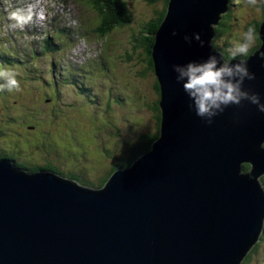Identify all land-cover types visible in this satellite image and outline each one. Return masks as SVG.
I'll return each mask as SVG.
<instances>
[{"label":"water","instance_id":"1","mask_svg":"<svg viewBox=\"0 0 264 264\" xmlns=\"http://www.w3.org/2000/svg\"><path fill=\"white\" fill-rule=\"evenodd\" d=\"M230 2L169 1L152 47L160 136L104 186L0 159V264H242L264 231V113L245 101L206 124L171 67L214 51ZM259 36L245 87L264 101V19Z\"/></svg>","mask_w":264,"mask_h":264},{"label":"rangeland","instance_id":"2","mask_svg":"<svg viewBox=\"0 0 264 264\" xmlns=\"http://www.w3.org/2000/svg\"><path fill=\"white\" fill-rule=\"evenodd\" d=\"M120 1L132 16L128 24L114 23L121 14L110 9L118 8L116 0H0L1 47L12 54L2 64L14 66L21 82L19 92L0 93V153L20 166L49 163L96 181L129 156L126 143L155 131L158 79L139 45L145 26L163 7L158 0ZM237 3L231 8L232 27L221 37L225 42L264 18V0ZM25 4L33 5V19L35 9L40 17V10L48 11L53 31L38 18L35 36L26 26L8 28L5 7ZM56 28H65L54 38L57 49H41L38 40ZM247 264H264V239Z\"/></svg>","mask_w":264,"mask_h":264},{"label":"clouds","instance_id":"3","mask_svg":"<svg viewBox=\"0 0 264 264\" xmlns=\"http://www.w3.org/2000/svg\"><path fill=\"white\" fill-rule=\"evenodd\" d=\"M254 2L255 0H250V3ZM5 13L10 29L23 30L33 21L31 4L6 6ZM36 15L38 19L42 18L39 13ZM172 34H176L175 30ZM215 39L216 36L214 41ZM257 39L254 27L249 25L234 38H229L226 42L221 38L211 45L214 51L205 59L189 60L184 64L171 66L175 82L188 98L189 109L206 124H212L214 117L223 113L226 108L239 106L245 101L255 105L257 111L264 113V101L260 94L245 87V81H251L256 77V74L249 70L248 58L251 49L257 47ZM184 40L189 43L196 40L204 46V41L198 33H192L191 38L185 35ZM256 58L264 67V52H258ZM19 75L14 66L0 64V91L19 92L21 90ZM259 148L264 149V141L260 142Z\"/></svg>","mask_w":264,"mask_h":264},{"label":"trees","instance_id":"4","mask_svg":"<svg viewBox=\"0 0 264 264\" xmlns=\"http://www.w3.org/2000/svg\"><path fill=\"white\" fill-rule=\"evenodd\" d=\"M152 1H154V0H152ZM158 1L160 2V5L163 8L159 12L158 16L153 20V24L149 23V24H147L145 26V29L148 32H147V34L145 36L142 37V39L140 41V45H139L142 48V50H143L142 53L146 54V57L148 59V63H149L151 68H154V62H153V59H152V47H153V44L155 42V33H156L157 29L159 28V26H160V24H161V22H162V20H163V18L165 16V14H166L167 7H168V4H169L170 0H158ZM237 1L240 2V0H236V1L235 0H231L229 11L226 14L223 15V18L221 19L220 24L216 27L217 33H216V39H215L214 43H216L219 38H221L223 35L227 34L230 31V29L232 27V25H231V17H232L231 8L234 5L238 4ZM115 3H116L115 6H117L118 8L115 9L114 7L110 6V9H112L115 12L119 11L121 14H120V17L118 18V21H115L114 23L121 24V25L128 24L126 22H130L132 20V16L128 12L127 6L125 5L124 2H121V1H120V4H122V6L121 5L118 6L117 2H115ZM110 15L111 14H109V18L106 15V19H110ZM260 23H261V21L258 22V23L256 22V25L254 24V26H253L255 31H256V33H257L258 39H257V47H254L253 49H251L250 54L252 52H254L261 45V39H260V36H259ZM11 31H12L13 34L17 35V33H15V31L14 32H13V30H11ZM105 31L106 30H102L101 32L104 33ZM50 38L49 37L44 38V40H43L44 45L42 44V47L46 46L48 49H50V45H51ZM3 44H4V42H0V64H2L3 63L2 61L7 59L8 56L12 55V54H9L8 52H3L4 48L1 47ZM33 53L37 54V52H33ZM47 84H50V82H48ZM155 88H156V90L158 92V96H159V99H160V88H159V83L158 82L156 83V87ZM2 92H5V91H0V93H2ZM0 95H3V94H0ZM159 99H158V101H156L152 105V109H153V111L156 114V129H155V131L153 133L143 134L137 140L138 142L126 143L124 150L127 149V151L129 152V156H127L125 158V160H123L121 163H114L112 165L113 167L115 166V164H118V165H116L114 168L112 167V169L111 168L109 170L107 169L103 174H101L98 177V179L96 181H88L85 177L84 178L80 177L79 173L62 171L60 168H58V167H56L54 165H51L49 163L42 164V165H31V164H27V163L23 162L21 164L22 166H20V165L17 164L16 160H14L13 158L9 157L7 153H0V154L5 156L6 158H9V159L13 160L16 165H18L21 168L26 169L28 171L36 172V171L43 170V169L44 170H50V171H53V172L65 177V178H69V179L72 178V179H75V180L76 179L82 180L83 182H85L84 185H86V186H90V187H93V188H100V187L104 186L107 183V181L109 180L110 176L118 168L131 166L133 164V162L135 161V159L139 158L145 152H147L149 150H152L153 143L160 136L161 112H160V107H159ZM53 149L57 150L54 147H53ZM106 151H107V149L105 147L103 156H105ZM114 152H115V150H110V151L107 152V154L115 157L116 154H114ZM250 167H251L250 163L243 164V168L246 169V170L250 169ZM64 174L66 176H69V177L64 176ZM261 179H262V184H263V187H264V175L261 177ZM262 239H264V232H263V234L260 237V240H262ZM259 244H260V241L258 243H256V244H254V246L251 249V251L248 252L247 255L245 256V259L242 262V264H247L251 260L252 254L258 250Z\"/></svg>","mask_w":264,"mask_h":264},{"label":"flooded vegetation","instance_id":"5","mask_svg":"<svg viewBox=\"0 0 264 264\" xmlns=\"http://www.w3.org/2000/svg\"><path fill=\"white\" fill-rule=\"evenodd\" d=\"M116 2L118 3V4H117L118 6H120V5L122 6V4H120L119 0H116ZM1 157H4V156L0 154V158H1ZM116 165H118V164H115V166H116ZM115 166H114V167H115ZM112 167H113V166L111 165V166L109 167V169H110V168L112 169ZM114 167H113V168H114ZM250 168H251V167H250ZM109 169H108V170H109ZM245 170H246V169H245ZM248 170H249V169H248ZM248 170H246V171H248Z\"/></svg>","mask_w":264,"mask_h":264},{"label":"bare ground","instance_id":"6","mask_svg":"<svg viewBox=\"0 0 264 264\" xmlns=\"http://www.w3.org/2000/svg\"><path fill=\"white\" fill-rule=\"evenodd\" d=\"M58 44H60L59 42H57Z\"/></svg>","mask_w":264,"mask_h":264}]
</instances>
